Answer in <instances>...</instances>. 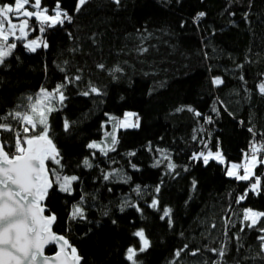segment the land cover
Segmentation results:
<instances>
[{"label":"trees","instance_id":"trees-1","mask_svg":"<svg viewBox=\"0 0 264 264\" xmlns=\"http://www.w3.org/2000/svg\"><path fill=\"white\" fill-rule=\"evenodd\" d=\"M55 2L42 0V6L52 14ZM77 2L60 0L73 20L42 35L47 48L32 53L18 43L14 57L0 66V114L42 87L52 91L64 84L66 99L50 116L51 135L62 174L79 179L71 194L58 186L48 194L47 215L57 217L54 232L77 248L82 264H130L126 249L139 246L133 233L140 228L151 241L137 256L140 264H211L217 257L207 249L221 245L228 248L226 264H264L258 228L239 232L243 209L264 211V165L254 170L262 177L259 193L248 192L237 204L251 182L228 177L214 160L205 165L191 158L219 149L227 164L240 163L253 141L248 129L264 136V95L258 91L264 81V0H89L78 12ZM216 77L223 84L216 86ZM91 86L100 94L83 95ZM125 112H133L139 125L118 131L115 151L105 156L87 148L112 128L110 117ZM157 149L168 154L174 170L167 169L168 160L154 167L163 159ZM85 158L92 168L83 165ZM154 196L157 209L148 206ZM125 201L142 212L121 211ZM75 204L85 219H71ZM163 207L172 210L171 227L159 218ZM229 220L234 226L226 227ZM185 244L201 252H185L177 261L174 253Z\"/></svg>","mask_w":264,"mask_h":264},{"label":"snow or ice","instance_id":"snow-or-ice-1","mask_svg":"<svg viewBox=\"0 0 264 264\" xmlns=\"http://www.w3.org/2000/svg\"><path fill=\"white\" fill-rule=\"evenodd\" d=\"M89 0H78L75 10L78 12L86 5ZM118 5L121 0H114ZM49 8L42 6V0H12L11 3H0V66L5 65L9 58L14 57L18 43L24 49L35 53L41 46L47 48L48 44L42 39V35L49 29H55L57 26H63L66 22L72 23L73 17L66 11L62 10L60 0H56L51 13ZM200 13L199 16H204ZM34 21V22H33ZM32 39L29 36L37 32ZM147 49H144L146 51ZM103 68L104 65H98ZM63 71V69H61ZM116 72L122 71L116 67ZM79 76L67 78L68 83L73 80L78 81ZM244 79L243 76L240 77ZM215 85L223 84L219 77L213 79ZM64 84L57 85L52 91L40 88L34 95H28L21 100V103L6 114H0V264H81L82 257L75 246L71 245L64 235L57 234L53 231V224L56 215H45L47 206L45 201L48 197L49 190L58 186L59 190L71 194L73 191V182L78 181L76 175H63L61 172V157L57 145L51 135L50 116L53 112L59 110L66 99ZM258 91L264 95V81L258 85ZM100 94V90L91 86L83 95ZM188 111H194L189 108ZM214 111H217L214 109ZM197 117H201L200 112H194ZM123 120L115 119L112 123V130L104 133L105 140L110 138V144H105V140L99 143L92 141L87 144L88 149L98 150L100 154L107 156L109 152L116 150L119 143L117 139V129L136 127L137 124H129L128 117L134 115L125 113ZM113 118H109L111 122ZM138 120V118H137ZM14 122V123H13ZM208 123L212 122V117H208ZM63 128L67 131L70 128L69 121L63 122ZM248 131L254 139L249 145V149L244 153V162L241 164L232 163L226 169V175L237 181H248L250 187L248 191L236 198L235 203L240 204L244 201L248 192L259 193L262 187V177L255 174V169L259 165H264V136H260L258 143L255 137L258 134L254 128L250 127ZM4 133L9 135L5 136ZM195 140L196 137L193 136ZM105 145V146H102ZM207 148L208 145L204 144ZM162 153L163 159L158 160L154 167L159 166L168 160L166 167L168 170H174L175 164L171 162L166 152L157 149ZM135 155V153H130ZM193 160H202L205 165L214 160L221 164L225 163L222 152L217 149L215 152L193 153ZM51 165V166H50ZM83 165L92 168L93 164L89 158L83 160ZM131 167L136 169V165ZM242 169L243 174H240ZM111 174L103 176L104 180H109ZM128 180L131 178L128 177ZM162 183V182H161ZM196 182L193 181V188ZM161 190L160 185H156L155 193ZM137 195H141V187L137 185L134 189ZM84 197L81 196V202ZM160 201L154 196L148 205L152 209H157ZM135 207L138 212H142L139 205L131 204L125 201L124 207ZM161 220L167 218L169 227L172 226V210L163 207ZM107 214V213H105ZM85 219V211L81 204H75L72 207L71 219ZM264 211H256L252 208H245L241 213L239 232L243 233L247 229H257L259 241V255L264 258ZM115 223V221H113ZM234 225L229 223L226 227ZM260 226V227H258ZM216 225L213 224L212 228ZM138 238L139 246H129L126 249L125 258L130 264H140L137 256L146 252L151 247V241L146 235L145 229L140 228L133 233ZM227 235V232L225 233ZM239 241V235L233 237ZM49 245L58 246V251L54 255H45V248ZM236 252L241 250V246L236 247ZM216 260L211 264H226L224 257L228 251L226 245L219 248H208ZM190 256L200 254V248L189 249L185 244L183 248L175 251L174 256L177 261L183 253ZM208 264V262H205ZM239 264V261H238Z\"/></svg>","mask_w":264,"mask_h":264},{"label":"rangeland","instance_id":"rangeland-1","mask_svg":"<svg viewBox=\"0 0 264 264\" xmlns=\"http://www.w3.org/2000/svg\"><path fill=\"white\" fill-rule=\"evenodd\" d=\"M77 3H78V2H77ZM29 39H30V38H29ZM216 86H218V85H216ZM125 113H132V114H134L133 112H125ZM125 113H124V114H125ZM124 114H123L121 117H119V118H113V120L111 121V123H114L115 119L123 120V119L125 118V115H124ZM127 122H128L129 124H137V123H138V125H139V120H137L135 114L132 115V116H130V117H128V121H127ZM137 127H138V126H136V127H127V128H118V129H117V132H116V135H117L118 131H120V130L135 129V128H137ZM111 130H112V128H111L110 130H106V131H109V132H110ZM106 131H104V133H105ZM259 136H260V135H259ZM261 136H262V135H261ZM253 139H254V137H253ZM255 139L258 141V140H259V137H255ZM101 140H105L104 134H103ZM101 140L96 141V142L99 143ZM105 144H110V138H108L107 140H105ZM102 146H105V145H102ZM224 160H225V159H224ZM216 162H217V161H216ZM243 162H244V157H243L242 161H241L240 163H237V164H241V163H243ZM217 163H219V162H217ZM220 164H221V163H220ZM231 164H232V163L227 164L226 161H225V163L222 164V165H224V166L226 167V169H227V168L230 167ZM240 174H243L242 169H241ZM230 178H231V177H230Z\"/></svg>","mask_w":264,"mask_h":264},{"label":"water","instance_id":"water-1","mask_svg":"<svg viewBox=\"0 0 264 264\" xmlns=\"http://www.w3.org/2000/svg\"><path fill=\"white\" fill-rule=\"evenodd\" d=\"M52 189L49 190V192L51 191ZM48 211V210H47ZM47 211L45 212V215H47ZM56 222V221H55ZM54 226H55V223L53 224V231H54ZM49 249H53V253L52 254H48L47 252L49 251ZM58 251V246H55V245H49L45 248V255H54L55 252ZM81 264H82V261H81Z\"/></svg>","mask_w":264,"mask_h":264},{"label":"built area","instance_id":"built-area-1","mask_svg":"<svg viewBox=\"0 0 264 264\" xmlns=\"http://www.w3.org/2000/svg\"><path fill=\"white\" fill-rule=\"evenodd\" d=\"M261 136V135H260ZM260 136H259V140L257 141L258 143L260 142ZM250 145V144H249ZM249 145H248V149H249Z\"/></svg>","mask_w":264,"mask_h":264}]
</instances>
